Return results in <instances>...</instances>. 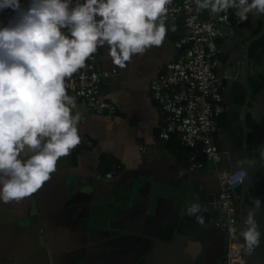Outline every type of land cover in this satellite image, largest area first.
I'll return each instance as SVG.
<instances>
[{"label": "crops", "instance_id": "0c3cea01", "mask_svg": "<svg viewBox=\"0 0 264 264\" xmlns=\"http://www.w3.org/2000/svg\"><path fill=\"white\" fill-rule=\"evenodd\" d=\"M196 10L203 21L220 13L231 20L218 40L219 159L190 172L179 140L158 137L164 117L151 86L181 53L174 44L185 34L182 20L167 25L162 45L133 55L123 68L104 45L96 63L116 75L102 83L100 97L118 110L100 116L78 104L73 114L80 113L84 144L58 160L36 193L0 201V264H223L226 237L215 226L221 213L206 196L216 199L219 173L233 170L246 173L234 193L242 220L251 210L260 232L259 245L245 251L248 264H264V14L254 11L239 22L230 8ZM193 205L199 207L190 213ZM239 211L237 204L236 218Z\"/></svg>", "mask_w": 264, "mask_h": 264}, {"label": "clouds", "instance_id": "9594fccd", "mask_svg": "<svg viewBox=\"0 0 264 264\" xmlns=\"http://www.w3.org/2000/svg\"><path fill=\"white\" fill-rule=\"evenodd\" d=\"M70 3L28 0L24 7L21 0H0V12L14 13L0 25V201L5 203L36 193L51 179L58 160L81 142V116L73 114L76 103L66 78L104 45L113 64L123 68L133 55L162 45L168 33L171 0H83L71 8ZM195 3L213 14L235 8L239 22L254 11L264 14V0ZM260 154L264 158V150ZM245 175L241 170L240 178ZM253 203L260 208L259 199ZM252 215L249 210V227L241 233L240 247L248 253L260 243Z\"/></svg>", "mask_w": 264, "mask_h": 264}, {"label": "built area", "instance_id": "2783aa9c", "mask_svg": "<svg viewBox=\"0 0 264 264\" xmlns=\"http://www.w3.org/2000/svg\"><path fill=\"white\" fill-rule=\"evenodd\" d=\"M82 2L71 0L70 8ZM27 3L28 0H21L22 6L26 7ZM167 7L166 24L182 20L185 34L174 44L181 53L167 64L166 71L159 74L151 86L152 98L164 117L158 137L162 141L177 138L186 151L187 168L194 172L219 159L215 132L218 118L224 112V76L217 72L222 54L218 40L231 20L228 13H220L203 21L197 13L195 0H171ZM230 9L236 16V9ZM62 31L67 33L66 29ZM98 54L97 50L84 68L66 78V87L68 95L75 98L76 106L83 104L94 114L103 116L118 110L116 105L100 97L102 83L115 76L116 71L100 69L96 63ZM80 137L76 148L85 142ZM240 171L220 172L218 176L220 192L216 206L221 220L215 226L223 228L226 237L223 264H245L233 192V188L244 181V177L239 176ZM111 177L112 174L106 175L108 179Z\"/></svg>", "mask_w": 264, "mask_h": 264}, {"label": "water", "instance_id": "95a60500", "mask_svg": "<svg viewBox=\"0 0 264 264\" xmlns=\"http://www.w3.org/2000/svg\"><path fill=\"white\" fill-rule=\"evenodd\" d=\"M12 16L11 15H5L4 13H2V17L0 18V25H3L5 23L8 22L9 18H11ZM246 76H247V73H245V76H244V80L246 81ZM242 184L240 185H237L233 188V192L235 193V189L239 186H241ZM206 200L208 201V204H209V208L210 209H215L216 208V202H217V199H214L213 196H206ZM236 204H239L240 206V211H239V216L237 218V225H238V236H239V239H240V242H241V245L244 244L243 242V238H242V228L244 227L245 223L243 222L242 220V216H241V205H242V201L241 200H238L236 201ZM254 210H256V208H254ZM242 253H243V257L245 259V264H248V259H247V255H246V252L245 250L242 248Z\"/></svg>", "mask_w": 264, "mask_h": 264}]
</instances>
